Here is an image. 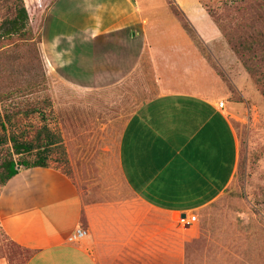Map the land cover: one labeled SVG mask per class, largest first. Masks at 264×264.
Returning <instances> with one entry per match:
<instances>
[{
    "label": "crops",
    "instance_id": "0c3cea01",
    "mask_svg": "<svg viewBox=\"0 0 264 264\" xmlns=\"http://www.w3.org/2000/svg\"><path fill=\"white\" fill-rule=\"evenodd\" d=\"M107 2L56 0L45 16L40 50L62 86L116 111L131 107L121 116L118 181L104 201L86 208L77 183L60 170L19 169L0 191V230L34 252L26 264H171L173 219L196 217L236 185L242 104L229 102L193 45L174 37L179 44L152 48L135 0ZM198 5L200 14L191 20L198 40L208 44L218 30H199L205 11ZM143 55L154 74L145 84L138 81ZM241 82L233 79L245 94L251 85ZM83 213L88 234L69 243ZM185 244L181 233L174 264H182Z\"/></svg>",
    "mask_w": 264,
    "mask_h": 264
},
{
    "label": "rangeland",
    "instance_id": "374dc122",
    "mask_svg": "<svg viewBox=\"0 0 264 264\" xmlns=\"http://www.w3.org/2000/svg\"><path fill=\"white\" fill-rule=\"evenodd\" d=\"M27 1L24 0V3ZM99 1L108 3V0ZM135 1L147 21L146 35L152 48L179 44L173 41L174 37L181 39V44L193 45L203 56L204 66L211 67L221 80L222 90L229 102L242 104L244 108L241 116L244 121L238 127L242 159L235 188L206 210L196 213L193 224L177 226L175 222L178 218L173 219L171 264L180 262L181 233L187 237L182 264H264V101L219 31L216 39L202 44L183 28L182 21L168 6V0ZM174 1L194 30L191 18H195L196 13L200 14L198 3L204 10L208 7L219 11L221 7V0ZM4 3L0 0V5ZM79 16L74 17L75 20L80 21L82 17ZM196 24L203 32L214 26L205 12ZM57 27L64 29L61 25ZM37 47L42 59L40 44ZM141 62L138 81L141 84L153 82L154 74L146 55ZM225 67L231 68L232 72H227ZM29 69L31 72L26 73ZM42 73L45 76L43 81ZM33 74L36 78L40 77L37 91L0 100V116L5 112L40 108L49 129L60 138L53 150L50 167L67 174L77 183L84 207L104 201L108 191L114 189L118 181L115 153L121 116L131 107L124 105L117 107L116 111L114 105L99 103V99L62 86L58 78L50 74L43 59L39 63L33 50L26 46L14 53L6 50L0 56V93L18 92L26 84V77L29 79ZM233 79L239 85L242 79L246 83L249 81L250 90L242 93L233 84ZM142 91L141 87L140 96ZM128 96L131 95L125 92L124 97ZM256 99L262 103L258 105ZM121 108L122 111H119ZM42 124L37 115L28 118L19 115L17 120L6 126V131L0 129V138L14 133L28 141ZM4 151L5 148L0 146V157ZM80 227L88 232L86 213H83ZM28 255V252L12 244L0 230V264H24Z\"/></svg>",
    "mask_w": 264,
    "mask_h": 264
},
{
    "label": "trees",
    "instance_id": "16d2710c",
    "mask_svg": "<svg viewBox=\"0 0 264 264\" xmlns=\"http://www.w3.org/2000/svg\"><path fill=\"white\" fill-rule=\"evenodd\" d=\"M4 1V5H0V56L6 50L14 53L26 46L33 50L40 63L42 59L37 46L41 42V30L45 16L56 0H28L26 4L24 0ZM168 1V6L175 17L182 21L183 28L188 30L195 40L197 34L184 14L174 0ZM204 11L264 101V0H221L219 11H213L208 7ZM19 67L18 70L21 68ZM28 72H31V69L26 71ZM41 76L43 81L45 76L43 73ZM38 79L40 77L36 78L35 74L29 79L26 77V84L18 89V92L5 95L0 93V100L35 93L39 86ZM19 115L24 118L37 115L43 124L28 141L14 133L0 138V146L5 148L0 157V191L18 174L19 169L52 168L50 167L52 153L60 139L49 129L44 114L38 107L16 113L5 112L0 116V129L6 131V126L12 124V120H17ZM241 159L242 157L238 172ZM23 250L29 254L24 263L26 264L34 252Z\"/></svg>",
    "mask_w": 264,
    "mask_h": 264
},
{
    "label": "built area",
    "instance_id": "2783aa9c",
    "mask_svg": "<svg viewBox=\"0 0 264 264\" xmlns=\"http://www.w3.org/2000/svg\"><path fill=\"white\" fill-rule=\"evenodd\" d=\"M218 108L222 109L223 104L219 103ZM196 221V217H192L190 220H183V218L178 219V223L180 226L185 227L188 226ZM87 231L84 230L83 228H77L69 237H68V242L69 243H76L79 242L80 240L84 239L87 236Z\"/></svg>",
    "mask_w": 264,
    "mask_h": 264
},
{
    "label": "water",
    "instance_id": "95a60500",
    "mask_svg": "<svg viewBox=\"0 0 264 264\" xmlns=\"http://www.w3.org/2000/svg\"><path fill=\"white\" fill-rule=\"evenodd\" d=\"M18 169H19V167H18Z\"/></svg>",
    "mask_w": 264,
    "mask_h": 264
}]
</instances>
